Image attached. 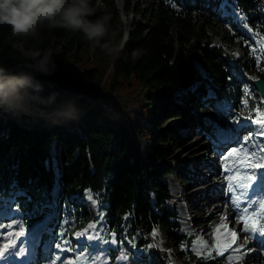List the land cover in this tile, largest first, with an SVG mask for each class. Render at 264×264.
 Masks as SVG:
<instances>
[{
    "label": "trees",
    "instance_id": "16d2710c",
    "mask_svg": "<svg viewBox=\"0 0 264 264\" xmlns=\"http://www.w3.org/2000/svg\"><path fill=\"white\" fill-rule=\"evenodd\" d=\"M121 1L125 12L132 8V0ZM103 2L113 8L109 22L117 50L111 55L79 31L45 24L35 34L19 36L10 26L0 25V63L15 67L22 60L21 47L51 48L57 67L50 76L41 77L44 92L73 99L82 113L78 121L57 127L0 113V195H8L16 182L24 193L15 199L26 222L50 210L56 181L51 146L57 140L61 212L74 221L65 228L67 234L91 217L78 202L89 189L100 205L104 234L114 231L117 241H122L111 256L121 249L130 253L126 238L141 247L143 260L131 256L128 264H168L173 246L185 264H226V255L212 247L202 255L191 251L195 235L180 231L174 212L167 207L169 190L162 182L171 173L174 179L191 184V169L186 161L177 168L161 165L164 152L157 146L171 140L181 142L182 129L190 122L203 126L205 117L209 123L224 125L227 118L214 108L218 103L254 115L255 104L245 93L236 67L223 48L213 43L214 26L225 19H219L210 8L213 0H147L138 9L142 20L133 21V29L121 45L123 25L115 0ZM236 5L255 37L234 24L219 37L238 41L242 49L241 57L236 58L238 66L253 71L260 65L264 77L263 59L258 61L263 52L256 42L264 39V0H236ZM164 117L174 119L175 125L165 126L152 139ZM132 118L139 121L138 131L146 139L139 149L125 128ZM206 131L212 134L209 127ZM138 153L151 165H138ZM159 235L164 238L163 248Z\"/></svg>",
    "mask_w": 264,
    "mask_h": 264
},
{
    "label": "rangeland",
    "instance_id": "374dc122",
    "mask_svg": "<svg viewBox=\"0 0 264 264\" xmlns=\"http://www.w3.org/2000/svg\"><path fill=\"white\" fill-rule=\"evenodd\" d=\"M95 2V0H94ZM148 4L147 0H132V8L129 9L127 12L123 10V3L121 0H115V9L117 12H119L120 19L123 25V33L124 30L130 32L133 29V21H141V16L139 14L140 8L146 6ZM226 1L221 0L219 4L212 3L211 7L219 14V18L221 19L222 15L225 14V7H226ZM220 8V9H219ZM98 13H108L109 14V19L112 16L113 13V8L112 6L107 3L103 2V0H100V6L98 7L97 10ZM226 15V14H225ZM129 18V25L128 27L126 26L125 19ZM229 24L226 22H223L222 20L218 21L217 24L214 26V29L216 31L215 36H214V42L216 44L221 43L222 48L225 49L226 52L233 54L234 56H239L240 53V48H238L236 45H228L225 42L222 43V40L219 38L220 33L222 30L227 28ZM259 47L261 51H263L264 54V41L259 44ZM120 47H118L119 49ZM195 63L197 66H199V61L196 59ZM236 74L238 77L241 79V81L248 86L247 89V95L250 97V99L253 101L255 104V108L264 110V106L262 105V97L257 93L256 89L254 86L251 84V79L252 77H257L259 76V71L256 70L251 73L243 74L242 72L239 71L237 68L235 70ZM50 85V84H49ZM51 86V85H50ZM211 90L209 89V93ZM212 93V92H211ZM210 97V95H209ZM63 100V99H61ZM218 105V104H217ZM217 105H215V111L217 112L216 108ZM222 108V112H217V113H223L228 119H231V116L235 115L238 119L235 122V127L236 125L239 124H245L246 122L250 121V118L247 117H241L240 113L232 110L228 105L224 104H219ZM195 111H198V108H194ZM256 119H260L261 117L258 116L257 112L254 111ZM166 117L162 118L159 120V126L156 130H154V136H152V139L161 131L165 126L168 125H175L174 119L169 118L165 120ZM233 121V120H232ZM250 124V128L253 131V127H256V122L252 121ZM139 121L136 118H132L129 121V124L125 125V128L127 132L129 133L131 139L134 141V145L136 149H139V146L141 144H146V139L141 135V133L138 131L139 129ZM228 125H230L228 123ZM209 127L213 134L211 135L212 137L209 136V132L206 131V128ZM205 127V128H204ZM235 127L233 129H235ZM218 129L220 131H218ZM255 133L251 136L250 141L248 143V146L246 147L247 149H252L253 148V143H255L256 146H260L261 148H264V145L260 144L259 140L255 139L256 135H259V132L256 131V128L254 129ZM232 133L229 131V126L225 127H219L215 123H209L208 118L205 117L203 121V126L198 127L197 124L194 122H190L189 125H187L184 129H182V133L184 134V138H182L181 142H176V141H169L166 144H161L158 143V147L161 148L164 152V158L159 161L161 165H170L174 168H177V165L180 164V162H188L189 167L191 169V176L192 180H196L200 182L199 180H202L203 184H200L201 187H196L199 188L198 192H195L194 190L196 188H190L189 185H186L185 187V182L176 180L172 177L171 173H166L162 177V182H165L167 185V188L169 190V195L171 197L168 198L167 200V207L171 209L174 213L175 216L178 220V223L180 225V231L181 232H188L190 227V230H192V233L195 234L196 238L191 244V251L196 254V255H201L205 254V251L211 249L219 253L220 248L218 247V241H219V229L216 228L217 224H221L222 221L221 219H215L213 217L207 218V214L209 213V206L205 207L204 203L209 202H218L219 204H222L223 207L221 208L222 212L226 208H228V211H230V204L226 199L229 194V188L227 187V184L224 182H221L224 180V177L222 176V173L219 170V165L218 162L215 160V153H214V146L212 145V141L218 140V134L219 133ZM236 133V131H234ZM244 133L241 134L240 136H245L247 133L243 131ZM235 138V135L232 136ZM220 138V137H219ZM240 138L238 137V140ZM242 141V138H241ZM150 142V141H149ZM258 142V143H257ZM57 144L58 141L54 140L51 146V159H52V165L54 169H59V164H58V152H57ZM259 154L264 155V151H261ZM251 158V157H250ZM135 161L138 165L141 163L145 165H150L149 162L140 154L138 153L135 157ZM58 182V181H57ZM57 182L54 183L53 188H52V194L55 186L57 185ZM183 198L186 199L188 198L189 205L191 207V210L188 215L182 214L181 210L184 208L186 203H183V200L177 201L173 199V196L179 192V190H183ZM193 191L195 192L193 194ZM195 195V196H194ZM91 196V192L85 191V193L78 199V202L82 203L85 205V207L89 210L90 214H94L95 211L91 208L90 203L92 202L89 197ZM221 197V198H220ZM53 199V196H52ZM90 202V203H89ZM61 205V204H60ZM203 206V209H202ZM10 207L6 205H0V213L7 215ZM14 212L16 213L15 209ZM54 219L58 224H65L67 221H71V219L68 216H54ZM190 219V220H189ZM195 221L194 225L191 226V224ZM214 221V222H213ZM16 224L19 225V221L16 219L15 220ZM211 222H213L211 224ZM223 223H226L223 221ZM91 225V226H90ZM231 225V224H229ZM86 227H89V234H101V220L98 217V220L94 223L92 222H87L85 224ZM62 231L60 230L58 234H60ZM75 233V232H74ZM73 233V236H74ZM199 237V239H197ZM160 238V247L163 248L164 246V238L162 235H159ZM65 240V239H64ZM127 243L130 242L133 243L132 240L126 239ZM210 240H214V244L211 246L210 245ZM110 246H113L110 244ZM204 246V247H203ZM198 249H197V248ZM131 248V245H130ZM250 248L254 249L255 245L250 244ZM184 254H187V251L185 249ZM132 252V250H130ZM199 253V254H198ZM257 254H259L257 252ZM87 255V253L85 254ZM142 254L138 252L132 253V257L135 258L136 260L140 261ZM229 255H232L235 257V251L230 252L227 254V258ZM126 260V259H124ZM123 260V261H124ZM116 261H120L117 260ZM143 261V260H141ZM147 262V261H146ZM238 262V259H233L230 264ZM123 264V263H122ZM168 264H185L183 262V259L181 257V254L178 252L176 246H173L171 252L169 251L168 253Z\"/></svg>",
    "mask_w": 264,
    "mask_h": 264
},
{
    "label": "clouds",
    "instance_id": "9594fccd",
    "mask_svg": "<svg viewBox=\"0 0 264 264\" xmlns=\"http://www.w3.org/2000/svg\"><path fill=\"white\" fill-rule=\"evenodd\" d=\"M100 0H0V25L13 34H35L45 24L83 33L106 54L117 50L109 14L95 15ZM21 62L15 67L0 63V113L30 117L49 127L78 121L81 110L73 99L45 94L42 76H50L57 64L51 48L21 47Z\"/></svg>",
    "mask_w": 264,
    "mask_h": 264
},
{
    "label": "snow or ice",
    "instance_id": "6c2138e0",
    "mask_svg": "<svg viewBox=\"0 0 264 264\" xmlns=\"http://www.w3.org/2000/svg\"><path fill=\"white\" fill-rule=\"evenodd\" d=\"M261 71H264V68H262ZM244 88H245V93H247L248 86L245 85ZM209 95L211 96L212 93L210 92ZM244 103H247V101L245 100ZM209 107H211V105H209ZM216 110H217V112L223 111V108L219 105V103L217 105ZM252 111H256L258 116L261 117L259 120H257L256 117H252V119L255 120L257 123H259L262 127H264V110L257 108V109H252ZM240 115L243 116L244 113L241 112ZM231 119L233 121H236L238 118L235 115H233V116H231ZM218 131H220V130L218 129ZM221 134H223V133H221ZM261 134H264V133H261ZM233 135H238V133H229L228 138L231 139ZM251 136H252V133L249 132L247 135L244 136V140L248 141L249 137H251ZM252 143H253L252 149H247L244 146H241L239 149L237 147H232V148L228 149V153H227V155L229 157L237 156L238 153H243L244 157H249V156L252 157L251 159L245 158V159L241 160V164L245 170L243 172H235L230 177L231 180L236 182V185L240 189L244 190L243 192L240 193L241 197H244V198H254V197H247V191H248L250 185L252 184V182L259 180L260 183L264 184V171H261L259 174H257V172L255 171L257 169H264V155L259 154L261 151H264V148H261L260 146H256L254 142H252ZM229 187L232 188V185H229ZM232 190L235 191L234 188ZM0 191H3V190L0 189ZM85 191H87V190H85ZM19 195H24V193L22 192V190H19L17 188L16 182L13 181L12 189L8 193V201H9L10 207L13 204L16 205L18 212H19V204L16 202L15 198ZM233 206H236L235 200L233 201ZM262 210H264V197H260V199H259V208L257 209V212H260ZM254 215H255V213H252L250 215H244V216H240L238 218V219L244 220V222H245L244 227L246 229H248L249 231H257V228H256L257 221L252 218ZM221 221H222V223L217 224L216 228L217 229L223 228L224 230H226L231 235L232 239L235 240L236 233L233 232L232 229H230L226 223H223V221H224L223 216H221ZM12 223H16V222L12 221ZM258 230H259V232L264 233V225H261ZM25 232H26V228L24 227L23 224H21L19 226V233L21 235H23V234H25ZM156 234H157V228H156V226H153L152 235L155 236ZM74 235L79 237V236L85 235V233L81 230V231L75 232ZM88 235H89V240L93 241V242L90 244V246H86L85 243H81V247H84L85 250L88 252L97 253L95 256V259H96V261H100L101 264H102V261L104 259H109L110 256H108L103 251L97 252L98 249L108 248L110 244L116 245L117 247H119V245L122 244V241H119V242L117 241L116 233L114 231L111 233L112 239L110 241H107V240L101 241L98 238H93L91 236V234H88ZM197 239H199V237ZM10 247L15 249V247H17V246L15 245V242H13L12 245H4V246L0 247V259H6L7 258V255L9 254L7 252V249ZM56 247L61 248V244L58 243L56 245ZM149 247H151V245H149ZM181 247H183V245H181ZM218 247L222 249L224 247H227V245L226 244H219ZM111 250H113V249H109V251H111ZM68 251H73V248L69 247ZM25 252H26L25 246L23 244H20L18 246V250H13L10 254L15 256V257H22V256H24ZM121 252H123V249H121ZM76 257L78 259L85 258V252L77 251ZM234 258L239 259L240 256L233 257L232 255H229L228 261H226V264H230V262ZM56 259H59V253L56 254ZM56 259H53L51 261V264H56ZM115 259L124 260V259H126V256H124V255L117 256V257H115ZM66 264H76V260L69 257L68 260L66 261ZM89 264H92V261H89Z\"/></svg>",
    "mask_w": 264,
    "mask_h": 264
},
{
    "label": "bare ground",
    "instance_id": "6f19581e",
    "mask_svg": "<svg viewBox=\"0 0 264 264\" xmlns=\"http://www.w3.org/2000/svg\"><path fill=\"white\" fill-rule=\"evenodd\" d=\"M225 9H226V11L231 10V7L230 6H227V7H225ZM125 22H126V26L128 27V25H129V18H126L125 19ZM235 70H236V68H235ZM243 126H246V124H243ZM219 137H220L219 138V145H221L222 144V141L221 140H223V139H225L227 137L226 132L223 133V134H221V132H220L219 133ZM255 139L256 140H259L261 145H264V141H262L261 138L258 135L255 136ZM231 158L233 159V164H235V169H234V171L228 173V175H227L228 177H231L235 172H243L245 169L243 168V166L241 164V160H243L245 158L250 159V157H244V155H239L238 158L237 157L235 158V156H232ZM262 171H264V170H262ZM256 172H257V174H259L261 171L257 170ZM199 186L201 187L200 184H195V185H193L192 188H196V187H199ZM232 189L233 188H231L229 190V195H230V192L232 191ZM194 191L195 192H198L199 191V188H196ZM194 191H193V194L195 193ZM229 195H228V199H227L228 201H229ZM204 206L205 207H208L209 206V210L210 211L207 214V218L213 217L215 219H221V216L224 217L225 214L228 213V208H226L224 210V212H222L221 208L223 207V205L222 204H219L218 202L209 203L207 201V202L204 203ZM258 208H259V206L258 207H255L251 211H248L247 213L248 214L255 213V215L253 216V218L256 215L263 214L262 211L257 212V209ZM202 209H203V206H202ZM190 210H191V207H190ZM181 213L182 214H185L184 211H183V208L181 210ZM48 219H49V216L48 215H45L44 217L40 218L39 220L33 222L31 225L28 226V228L26 229L25 234L20 235V233L17 232L14 236L11 237V241L17 242V241L21 240L22 238L29 239L31 237H33V238L36 239V234L39 231H42V228H43L44 225H46ZM224 219H225V217H224ZM257 220L258 219H256V221ZM228 221H229V219L227 218L226 221H225L226 224H227ZM213 222H211V224ZM8 229H9L8 235H10L11 234V227H9ZM240 234L241 235L239 236V239L237 240L238 241V244H239V248L235 251V255H234L235 257L236 256H240V258L238 259V262L233 263V264H252V262L255 261V258H256L258 249H251L250 248L249 243H250L251 240L248 239V238H246V232H245V229L242 226H241V229H240ZM224 238H225V233L221 229V231L219 232V241H218V244H223L222 240ZM17 244H18V242H17ZM6 245H9V244H6ZM10 245H12V243Z\"/></svg>",
    "mask_w": 264,
    "mask_h": 264
},
{
    "label": "water",
    "instance_id": "95a60500",
    "mask_svg": "<svg viewBox=\"0 0 264 264\" xmlns=\"http://www.w3.org/2000/svg\"><path fill=\"white\" fill-rule=\"evenodd\" d=\"M252 83L262 97V104L264 106V77H255L252 79Z\"/></svg>",
    "mask_w": 264,
    "mask_h": 264
}]
</instances>
